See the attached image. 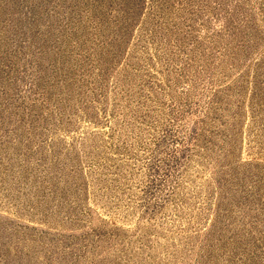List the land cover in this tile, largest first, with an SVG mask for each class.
<instances>
[{
    "label": "rangeland",
    "instance_id": "374dc122",
    "mask_svg": "<svg viewBox=\"0 0 264 264\" xmlns=\"http://www.w3.org/2000/svg\"><path fill=\"white\" fill-rule=\"evenodd\" d=\"M0 264H264V0H0Z\"/></svg>",
    "mask_w": 264,
    "mask_h": 264
}]
</instances>
